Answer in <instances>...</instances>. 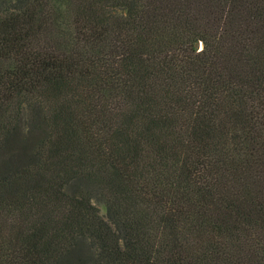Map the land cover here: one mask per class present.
I'll list each match as a JSON object with an SVG mask.
<instances>
[{"label":"trees","instance_id":"obj_1","mask_svg":"<svg viewBox=\"0 0 264 264\" xmlns=\"http://www.w3.org/2000/svg\"><path fill=\"white\" fill-rule=\"evenodd\" d=\"M0 264H264V0H0Z\"/></svg>","mask_w":264,"mask_h":264},{"label":"rangeland","instance_id":"obj_2","mask_svg":"<svg viewBox=\"0 0 264 264\" xmlns=\"http://www.w3.org/2000/svg\"><path fill=\"white\" fill-rule=\"evenodd\" d=\"M98 206L100 207L102 214H105L106 209H105L104 205H102L101 203H99Z\"/></svg>","mask_w":264,"mask_h":264},{"label":"water","instance_id":"obj_3","mask_svg":"<svg viewBox=\"0 0 264 264\" xmlns=\"http://www.w3.org/2000/svg\"><path fill=\"white\" fill-rule=\"evenodd\" d=\"M196 46L200 50V49L203 48V43L202 42H197Z\"/></svg>","mask_w":264,"mask_h":264}]
</instances>
